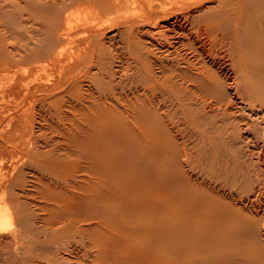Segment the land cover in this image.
Instances as JSON below:
<instances>
[{
    "label": "bare ground",
    "instance_id": "obj_1",
    "mask_svg": "<svg viewBox=\"0 0 264 264\" xmlns=\"http://www.w3.org/2000/svg\"><path fill=\"white\" fill-rule=\"evenodd\" d=\"M147 1L0 0V264H264V0Z\"/></svg>",
    "mask_w": 264,
    "mask_h": 264
},
{
    "label": "rangeland",
    "instance_id": "obj_2",
    "mask_svg": "<svg viewBox=\"0 0 264 264\" xmlns=\"http://www.w3.org/2000/svg\"><path fill=\"white\" fill-rule=\"evenodd\" d=\"M154 1L155 3L160 2V1L164 2L163 0H154ZM148 3H149V0L145 3L140 2V4H148ZM205 4H215V3H212V1H208ZM138 5L139 4H135V3H131L128 5V8L126 10L131 18L141 19L142 9ZM71 9L70 11L78 12L79 18L85 12V10H83L82 7L81 8L73 7ZM26 18H27V12L18 13L16 12L12 4H3V3L0 4V34H3L7 37H9L10 35L11 36L18 35V34L23 35V33H25L28 30V25L25 23ZM73 22L74 21H72V23ZM75 24H78V23H74V25ZM104 32L106 33L107 41L105 40V43L108 46V48L111 49L113 48V45L116 46V43L114 44V41H110L108 37L113 39V37L115 36L113 40L119 39L120 34L122 33V28L121 27L107 28L105 29ZM0 83H4V80H2V82L0 81ZM1 91H2V87L0 88V92Z\"/></svg>",
    "mask_w": 264,
    "mask_h": 264
}]
</instances>
